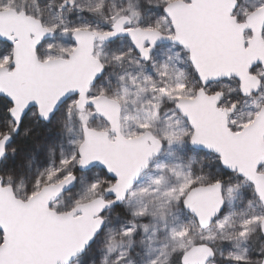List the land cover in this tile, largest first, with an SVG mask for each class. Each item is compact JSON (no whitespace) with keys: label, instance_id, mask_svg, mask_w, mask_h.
Segmentation results:
<instances>
[{"label":"snow or ice","instance_id":"obj_1","mask_svg":"<svg viewBox=\"0 0 264 264\" xmlns=\"http://www.w3.org/2000/svg\"><path fill=\"white\" fill-rule=\"evenodd\" d=\"M0 264H264V0H0Z\"/></svg>","mask_w":264,"mask_h":264},{"label":"trees","instance_id":"obj_2","mask_svg":"<svg viewBox=\"0 0 264 264\" xmlns=\"http://www.w3.org/2000/svg\"><path fill=\"white\" fill-rule=\"evenodd\" d=\"M43 138V137H42Z\"/></svg>","mask_w":264,"mask_h":264}]
</instances>
